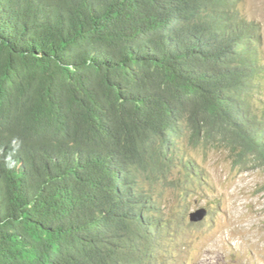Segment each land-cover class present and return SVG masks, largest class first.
I'll return each instance as SVG.
<instances>
[{"label": "trees", "instance_id": "obj_1", "mask_svg": "<svg viewBox=\"0 0 264 264\" xmlns=\"http://www.w3.org/2000/svg\"><path fill=\"white\" fill-rule=\"evenodd\" d=\"M238 1L0 0V264L166 263L188 148L264 162Z\"/></svg>", "mask_w": 264, "mask_h": 264}, {"label": "rangeland", "instance_id": "obj_2", "mask_svg": "<svg viewBox=\"0 0 264 264\" xmlns=\"http://www.w3.org/2000/svg\"><path fill=\"white\" fill-rule=\"evenodd\" d=\"M237 5L260 26L258 53L264 69V0H239ZM260 84L254 108L264 116V77ZM185 158L193 161L195 179L168 205L184 213L186 225L168 237L169 246L177 244L176 256L160 263L264 264V162L249 157L238 163L227 150L205 146L188 148ZM201 208L206 216L193 223L190 213Z\"/></svg>", "mask_w": 264, "mask_h": 264}, {"label": "water", "instance_id": "obj_3", "mask_svg": "<svg viewBox=\"0 0 264 264\" xmlns=\"http://www.w3.org/2000/svg\"><path fill=\"white\" fill-rule=\"evenodd\" d=\"M206 213H207V211L204 208H201L197 211H193L190 213V220L193 223H198L201 220H203V218L206 216Z\"/></svg>", "mask_w": 264, "mask_h": 264}, {"label": "bare ground", "instance_id": "obj_4", "mask_svg": "<svg viewBox=\"0 0 264 264\" xmlns=\"http://www.w3.org/2000/svg\"><path fill=\"white\" fill-rule=\"evenodd\" d=\"M236 229V228H235ZM237 230V229H236ZM234 232H235V230H234ZM230 234H232V233H230ZM232 236V235H231Z\"/></svg>", "mask_w": 264, "mask_h": 264}]
</instances>
